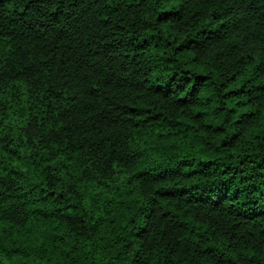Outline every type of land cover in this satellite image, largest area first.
Instances as JSON below:
<instances>
[{
    "label": "trees",
    "instance_id": "obj_1",
    "mask_svg": "<svg viewBox=\"0 0 264 264\" xmlns=\"http://www.w3.org/2000/svg\"><path fill=\"white\" fill-rule=\"evenodd\" d=\"M0 264H264V0H0Z\"/></svg>",
    "mask_w": 264,
    "mask_h": 264
}]
</instances>
